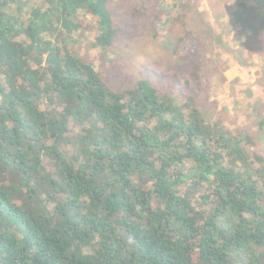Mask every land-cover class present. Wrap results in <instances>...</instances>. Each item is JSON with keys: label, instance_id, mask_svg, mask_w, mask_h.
Wrapping results in <instances>:
<instances>
[{"label": "trees", "instance_id": "obj_1", "mask_svg": "<svg viewBox=\"0 0 264 264\" xmlns=\"http://www.w3.org/2000/svg\"><path fill=\"white\" fill-rule=\"evenodd\" d=\"M83 21L110 44L108 0H0V264H264V160L110 89Z\"/></svg>", "mask_w": 264, "mask_h": 264}, {"label": "rangeland", "instance_id": "obj_2", "mask_svg": "<svg viewBox=\"0 0 264 264\" xmlns=\"http://www.w3.org/2000/svg\"><path fill=\"white\" fill-rule=\"evenodd\" d=\"M108 10L110 44L93 47L97 25L83 21L75 51L110 89L148 83L173 117L195 107L206 138L264 160L262 0H108Z\"/></svg>", "mask_w": 264, "mask_h": 264}]
</instances>
